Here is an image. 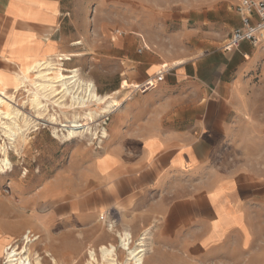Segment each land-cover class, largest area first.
<instances>
[{
  "label": "crops",
  "instance_id": "crops-1",
  "mask_svg": "<svg viewBox=\"0 0 264 264\" xmlns=\"http://www.w3.org/2000/svg\"><path fill=\"white\" fill-rule=\"evenodd\" d=\"M67 19L64 0H0V87L12 90L20 68L59 51ZM130 43L124 51L116 45V54L136 83L121 78L119 89L101 95L151 81L143 89L148 104L122 102L99 153L69 155L33 189L11 191L13 201L0 202V248L29 230L38 236L33 255L74 264L108 242L95 227L100 212L111 210L134 235L155 227L144 264H218L220 256L264 264V241L251 247L250 228L251 203L264 204V171L236 167L233 159L225 165L223 157L235 80L253 46L242 42L222 56L212 51L168 65L143 49L129 52Z\"/></svg>",
  "mask_w": 264,
  "mask_h": 264
},
{
  "label": "rangeland",
  "instance_id": "rangeland-1",
  "mask_svg": "<svg viewBox=\"0 0 264 264\" xmlns=\"http://www.w3.org/2000/svg\"><path fill=\"white\" fill-rule=\"evenodd\" d=\"M237 2L238 0H64V6L68 8V19L64 20L62 34L66 41L58 52H76L78 56L75 54L76 57L71 56V60L60 62L66 68L77 67L83 79L93 81L96 91L105 94L119 89L120 79L127 80L130 74L127 67L121 65L118 58L120 56L116 54V45L122 44L124 51L127 41L132 42L128 45L129 52L140 54L138 50L143 49L157 57L159 63L168 65L178 59L194 58L212 51L214 55L222 56L221 53L226 52L221 48L224 40L231 30L239 25V17L235 10ZM75 40H79L80 43L70 45V41ZM248 49L251 58L243 61L242 71L235 80L232 133L223 157L225 165L233 159L236 167L264 171V39L257 46ZM227 56L238 61L234 51H230ZM29 64L20 70H24ZM127 82L136 83L134 80ZM151 83L150 81L149 84ZM149 84L144 87H148ZM142 90L141 87H125L121 94H116L115 97H124L123 102L128 106L133 105L136 108L145 106L148 99L144 98L143 93L148 89ZM26 99L27 92L20 90L15 103L26 112L32 113L28 102L23 106ZM52 105L49 102L50 109ZM53 108L65 123L59 107ZM95 108L94 105L90 106V109ZM62 111L67 112L68 118L71 117L72 110ZM115 111L103 115L97 120L99 124L93 125L96 128V137L86 134L66 140L59 131L60 137L56 138L47 120L40 121L42 124L37 125L38 129L30 126L28 131H25L27 140L17 142L19 143L16 146L17 151L8 148L12 168L0 173V202L8 199L13 201L15 197L13 194L14 197H11L13 190L23 193L49 179L51 171L66 161L69 155L81 157L83 152L99 153L108 138V125L114 119ZM127 116L130 117L132 114L127 112ZM103 130L106 135L101 133ZM63 173L66 176L67 173ZM250 216V228L253 232L251 247L258 249L264 241V204L252 202ZM154 228L134 235L129 226L121 225L119 222L110 231L99 219L95 234L106 233L109 236L108 242L89 247L82 260L74 264H86L89 249H95L99 253L98 248L101 245L111 243L117 247L119 239L116 233L125 230L132 234V245H135L142 235L145 236L144 243L150 252L154 243L152 240ZM32 247V245L29 247L31 256L34 253ZM1 248L0 263L3 257ZM117 252L119 262L123 263L126 253L118 247ZM42 262L47 264L44 258ZM217 262L232 264L227 262L225 256H220Z\"/></svg>",
  "mask_w": 264,
  "mask_h": 264
},
{
  "label": "bare ground",
  "instance_id": "bare-ground-1",
  "mask_svg": "<svg viewBox=\"0 0 264 264\" xmlns=\"http://www.w3.org/2000/svg\"><path fill=\"white\" fill-rule=\"evenodd\" d=\"M78 43L80 42H74V44ZM71 56L75 54L58 52L41 56L33 60L24 70L16 73L12 91L0 87V173L11 170L12 163L8 156V148L17 151L16 146L19 144L17 142L27 140L25 131L27 132L30 126L38 129L37 125L42 124L40 121L47 120L56 138L60 137L59 131L66 140L86 134L96 137L97 132L93 125H98L97 120L113 112L125 100L124 97L116 98L99 94L93 81L83 79L78 68L64 67L60 60H71ZM20 90L27 92L23 106L28 102L32 113L26 112L15 103ZM49 102L53 104L51 109ZM91 105L96 108L90 109ZM55 106L59 107L65 123L60 116H57V111L53 108ZM62 109L72 110L71 117L68 118L67 112ZM51 110L53 113H50ZM101 133L106 135L105 130ZM116 236L119 239L117 247L126 253L123 263L118 260L116 245L109 243L101 245L98 248L99 253L95 249H89L86 264H144V257L149 250L144 243L145 236L142 235L135 245H132L133 239L129 230L117 232ZM8 244L1 248L3 256ZM25 249L26 247L22 251H17L15 248L12 251L6 250L5 264H43L42 257L38 255L31 257L29 249L25 263L21 254ZM51 260V264H60L52 257Z\"/></svg>",
  "mask_w": 264,
  "mask_h": 264
},
{
  "label": "built area",
  "instance_id": "built-area-1",
  "mask_svg": "<svg viewBox=\"0 0 264 264\" xmlns=\"http://www.w3.org/2000/svg\"><path fill=\"white\" fill-rule=\"evenodd\" d=\"M235 10L239 17V25L234 27L224 40L221 48L225 51L237 48L242 42L257 46L264 39V0H238ZM144 88L141 87V89ZM99 219L106 225L108 230L115 227L118 222L117 216L111 210L100 213ZM37 238V235L26 230L20 239L8 244L6 250L12 251L15 248L17 251H22L26 247L24 252L21 253L25 260L27 250ZM6 250L0 264L6 263Z\"/></svg>",
  "mask_w": 264,
  "mask_h": 264
}]
</instances>
